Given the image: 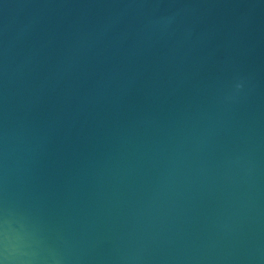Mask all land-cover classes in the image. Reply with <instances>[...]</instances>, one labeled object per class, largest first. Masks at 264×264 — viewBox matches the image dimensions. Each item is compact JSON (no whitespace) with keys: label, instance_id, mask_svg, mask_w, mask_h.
<instances>
[{"label":"water","instance_id":"obj_1","mask_svg":"<svg viewBox=\"0 0 264 264\" xmlns=\"http://www.w3.org/2000/svg\"><path fill=\"white\" fill-rule=\"evenodd\" d=\"M0 264H264V0H0Z\"/></svg>","mask_w":264,"mask_h":264}]
</instances>
